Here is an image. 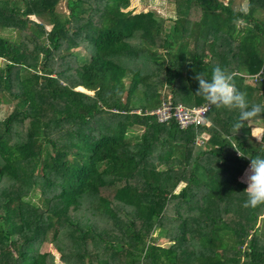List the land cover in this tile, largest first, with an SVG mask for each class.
<instances>
[{"label": "trees", "instance_id": "16d2710c", "mask_svg": "<svg viewBox=\"0 0 264 264\" xmlns=\"http://www.w3.org/2000/svg\"><path fill=\"white\" fill-rule=\"evenodd\" d=\"M60 1L0 0V264H56L48 245L61 264H264L240 182L264 113L234 129L194 78L220 65L264 105V0ZM168 97L206 122L158 123Z\"/></svg>", "mask_w": 264, "mask_h": 264}, {"label": "clouds", "instance_id": "9594fccd", "mask_svg": "<svg viewBox=\"0 0 264 264\" xmlns=\"http://www.w3.org/2000/svg\"><path fill=\"white\" fill-rule=\"evenodd\" d=\"M194 78L199 84L195 94L202 97L209 106L239 111L238 119L233 125L234 129L243 128L245 123L251 122L264 113V105L250 104L247 94L236 88L231 73L220 65L212 68L210 78L202 72L197 73ZM241 182L247 184L244 192L247 200L243 207L255 209L264 205V156L250 159V166L245 171Z\"/></svg>", "mask_w": 264, "mask_h": 264}, {"label": "rangeland", "instance_id": "374dc122", "mask_svg": "<svg viewBox=\"0 0 264 264\" xmlns=\"http://www.w3.org/2000/svg\"><path fill=\"white\" fill-rule=\"evenodd\" d=\"M222 1H226V0H222ZM240 1L241 3H243L244 0H236V2ZM246 5V3L244 2L242 4V7L244 8ZM57 10L59 11H62V12H65V0H61L59 2V5L57 7ZM128 10H133L135 12H146V11H156L160 16L162 17H165V18H171L174 16L175 14V6L168 3L167 1L165 0H130V4H129V8ZM207 49V47H206ZM207 54V53H206ZM210 58V56L207 54V59ZM246 84L247 85H250V86H254L252 82L250 81H246ZM78 91H81L78 89ZM83 92V91H81ZM85 93V92H84ZM92 94V93H90ZM168 99H170V97H168ZM11 111V106H6V105H3L1 106V109H0V118L3 119L4 117L7 116V114ZM252 134L255 138H258L259 137V133H257V131H253L252 130ZM205 136V135H204ZM207 138V137H205ZM197 145H203V141L201 140H198L196 141ZM249 164L246 166V168L244 169L243 171V174L245 173V171L249 168ZM241 175V177H242ZM240 177V178H241ZM240 178L238 179V181H240ZM241 182V181H240ZM243 183V182H241ZM245 185H247L246 183H244ZM182 185H180L178 187V189L181 187ZM157 244L159 246H162V247H170L173 243H170V242H167L166 239H164V237L162 236H158V241H157ZM44 250H47L49 251L50 253H52L54 256H55V261H56V264H61L58 260V257L59 255L56 253L55 249L51 246H44L43 247Z\"/></svg>", "mask_w": 264, "mask_h": 264}, {"label": "built area", "instance_id": "2783aa9c", "mask_svg": "<svg viewBox=\"0 0 264 264\" xmlns=\"http://www.w3.org/2000/svg\"><path fill=\"white\" fill-rule=\"evenodd\" d=\"M209 110L208 105L200 107H187L181 104L173 105L168 99L163 102L156 110L148 112V115L155 116L158 123H167L174 120L179 129L185 130L189 127H198L206 122V114ZM204 136L197 137L195 141H205ZM197 143V142H196Z\"/></svg>", "mask_w": 264, "mask_h": 264}, {"label": "crops", "instance_id": "0c3cea01", "mask_svg": "<svg viewBox=\"0 0 264 264\" xmlns=\"http://www.w3.org/2000/svg\"><path fill=\"white\" fill-rule=\"evenodd\" d=\"M172 18V17H171ZM254 132L255 131H257V133H259L260 135H261V130L258 128V127H254L253 129H252ZM260 135H259V137H260ZM258 137V138H259Z\"/></svg>", "mask_w": 264, "mask_h": 264}]
</instances>
